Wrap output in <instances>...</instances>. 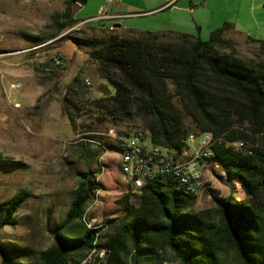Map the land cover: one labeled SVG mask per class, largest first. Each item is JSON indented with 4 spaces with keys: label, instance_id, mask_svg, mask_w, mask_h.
Here are the masks:
<instances>
[{
    "label": "trees",
    "instance_id": "obj_1",
    "mask_svg": "<svg viewBox=\"0 0 264 264\" xmlns=\"http://www.w3.org/2000/svg\"><path fill=\"white\" fill-rule=\"evenodd\" d=\"M86 2H68L62 30L79 22L71 17L72 5ZM95 27L104 30L105 25ZM229 32L236 33L234 26L224 22L206 41L172 31L68 38L96 49L92 57L113 88L97 105L114 121L145 118L149 143L172 150L177 159L188 149L190 135L211 133L219 141L207 167L214 171L217 166L222 172L217 175L233 193L238 187L243 198L218 197L209 190L214 208L195 211L197 195L160 175L136 190L138 205L131 202L128 185L117 200L120 216L88 227L82 220L99 185L88 169L79 174L65 218L49 229L51 245L34 263H24L27 249L0 242V264H81L93 251L104 253L93 264H226L227 258L234 264H264V41L246 37L257 48V59L248 62L226 38ZM177 100L191 106L189 125L176 109ZM238 142L243 145L236 148ZM116 150L98 144L92 154L87 148L81 153L89 159V154ZM9 165L0 155V168ZM30 198L25 191L0 203V231L14 225L15 214ZM103 229L112 233L100 244Z\"/></svg>",
    "mask_w": 264,
    "mask_h": 264
},
{
    "label": "rangeland",
    "instance_id": "obj_2",
    "mask_svg": "<svg viewBox=\"0 0 264 264\" xmlns=\"http://www.w3.org/2000/svg\"><path fill=\"white\" fill-rule=\"evenodd\" d=\"M68 2L0 0V155L10 164L0 168V203L17 193L31 194L15 214L14 225L0 231V242L27 249L29 256L21 259L24 263H34L37 254L51 245L49 229L65 218L81 172L89 169L99 184L87 203L82 224L100 226L104 220L120 216L117 200L128 187L119 169L120 151L92 157L91 150L98 144L117 146L111 131L126 140L137 130L145 131L148 121L136 117L117 122L97 105L106 96L105 91L112 93L113 88L100 75L99 64L92 57L95 48L77 45L68 36L103 40L111 31L95 27L100 23L120 25L113 32L121 35L128 31L157 32L168 27L170 21H182L178 12L173 20L168 11L149 13L151 0H114L109 7L105 0H87L75 14L79 22L62 30ZM182 2L193 7L194 14L186 18L193 26V35L203 41L224 22L232 23L236 33L250 31L252 39L264 38V0ZM118 4L125 7L118 10ZM100 5L110 13L127 16L99 22L95 17L100 14ZM236 33L229 32L226 38L233 42L238 55L248 62L257 59V48ZM55 55L62 58L63 66L43 72L40 67L48 66ZM114 77L121 80L118 74ZM71 84L73 89L69 91ZM174 103L184 124L189 125L190 104ZM188 145L189 153H193L198 140ZM83 148L90 151L89 159L83 157ZM218 173L222 172L216 167L214 171H202L203 185L193 210L214 208L209 190L218 197L243 198L241 190L236 187L233 193ZM131 202L138 205L136 190ZM111 233V229H103L98 243L106 242ZM97 254L104 257L103 251H93L81 264H93ZM226 264H234L232 258H227Z\"/></svg>",
    "mask_w": 264,
    "mask_h": 264
},
{
    "label": "built area",
    "instance_id": "obj_3",
    "mask_svg": "<svg viewBox=\"0 0 264 264\" xmlns=\"http://www.w3.org/2000/svg\"><path fill=\"white\" fill-rule=\"evenodd\" d=\"M107 2L111 3L112 0H107ZM122 17L124 15H112L105 9H100V14L95 17V20L109 21ZM88 21L90 20L83 22V24ZM105 27L109 31L116 29L115 26L111 25H105ZM62 66V58L55 55L50 59L48 66H41L40 69L45 73H50L53 68ZM110 135L116 139L120 151V172L125 176L126 183L133 190H139L147 180L162 175L175 180L179 188L185 192L196 195L203 185L201 167L214 157V147L219 141V138H214L211 133L192 134L188 138V144L198 140L197 150L189 153L188 145V149L183 150L181 158L177 159L172 150L149 143L147 131L137 130L128 135L126 140L117 138L113 131L110 132ZM242 145L241 142L234 144L236 148Z\"/></svg>",
    "mask_w": 264,
    "mask_h": 264
},
{
    "label": "crops",
    "instance_id": "obj_4",
    "mask_svg": "<svg viewBox=\"0 0 264 264\" xmlns=\"http://www.w3.org/2000/svg\"><path fill=\"white\" fill-rule=\"evenodd\" d=\"M106 3L107 0H105ZM119 1H124V0H119ZM183 1V0H182ZM181 0H151L152 7L149 9V13H155V12H165L168 11L170 13L171 19L173 20L175 13H181L180 15H178V18L180 20V16L182 18V21H177V23L170 21V23H167L168 27H164L162 29H160V31L157 32H163V31H172V32H176V33H182V34H188V35H193V26L191 24H188V20L186 18V16L189 15H193V7L191 6L190 8H188V6H186V4H184ZM114 3V0H112L111 3H108L107 6L109 7L110 4ZM106 6V7H107ZM125 5H121L118 4L116 6V8L118 10H121L122 8H124ZM100 9H105L109 14L112 15H124L127 16L125 13H110L108 9L104 8L103 5L98 6L97 8V12ZM112 9V8H110ZM123 18V17H122ZM121 19V18H119ZM116 29H120V25L116 24L114 25ZM196 26V25H195ZM196 29L198 31V27L196 26ZM239 33V34H238ZM236 34L241 35L242 37L246 38V37H252L250 31H245V32H238ZM254 40H259V41H264V38L261 37H256V39ZM204 170H208L207 167V163H204L203 166L201 167V172Z\"/></svg>",
    "mask_w": 264,
    "mask_h": 264
},
{
    "label": "water",
    "instance_id": "obj_5",
    "mask_svg": "<svg viewBox=\"0 0 264 264\" xmlns=\"http://www.w3.org/2000/svg\"><path fill=\"white\" fill-rule=\"evenodd\" d=\"M80 8H81V7H80L79 5H77V4H74V5L72 6V11H71V17H72V18L75 16L76 12H77Z\"/></svg>",
    "mask_w": 264,
    "mask_h": 264
}]
</instances>
